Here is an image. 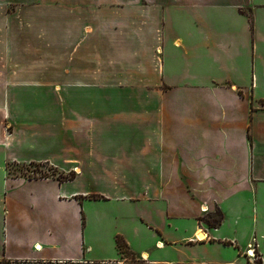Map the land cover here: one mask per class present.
<instances>
[{
  "label": "crops",
  "instance_id": "crops-1",
  "mask_svg": "<svg viewBox=\"0 0 264 264\" xmlns=\"http://www.w3.org/2000/svg\"><path fill=\"white\" fill-rule=\"evenodd\" d=\"M253 239L264 264V0H0V264H254Z\"/></svg>",
  "mask_w": 264,
  "mask_h": 264
},
{
  "label": "rangeland",
  "instance_id": "rangeland-1",
  "mask_svg": "<svg viewBox=\"0 0 264 264\" xmlns=\"http://www.w3.org/2000/svg\"><path fill=\"white\" fill-rule=\"evenodd\" d=\"M8 169L11 175L37 176L46 174L57 178L61 177V174H59L55 169L49 166H43L38 164H13L10 165Z\"/></svg>",
  "mask_w": 264,
  "mask_h": 264
},
{
  "label": "trees",
  "instance_id": "trees-1",
  "mask_svg": "<svg viewBox=\"0 0 264 264\" xmlns=\"http://www.w3.org/2000/svg\"><path fill=\"white\" fill-rule=\"evenodd\" d=\"M9 168V167H8ZM9 171V169H8ZM74 177V173H69L66 176L61 175V177H58L59 179H72ZM222 217V213L217 210L214 215H210L206 218H201L202 221H204L205 223L209 224L210 226L215 227L216 225H218L220 223ZM116 244L118 246V248L120 249V251L122 252H126L128 250L126 243L124 242V240L120 237H116ZM255 264H260L259 262L255 261Z\"/></svg>",
  "mask_w": 264,
  "mask_h": 264
},
{
  "label": "built area",
  "instance_id": "built-area-1",
  "mask_svg": "<svg viewBox=\"0 0 264 264\" xmlns=\"http://www.w3.org/2000/svg\"><path fill=\"white\" fill-rule=\"evenodd\" d=\"M206 208L204 207L203 211H205ZM253 243H255V239L252 240V243L249 244V248L248 250L246 251V255L248 256L249 260L255 264V259H256V256H255V252H254V246H253Z\"/></svg>",
  "mask_w": 264,
  "mask_h": 264
}]
</instances>
